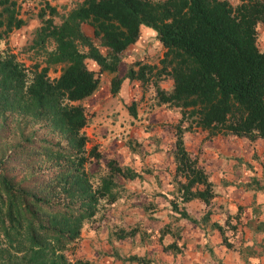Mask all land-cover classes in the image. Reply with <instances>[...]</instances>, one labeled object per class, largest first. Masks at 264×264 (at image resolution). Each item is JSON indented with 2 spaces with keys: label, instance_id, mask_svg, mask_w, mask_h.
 <instances>
[{
  "label": "trees",
  "instance_id": "trees-1",
  "mask_svg": "<svg viewBox=\"0 0 264 264\" xmlns=\"http://www.w3.org/2000/svg\"><path fill=\"white\" fill-rule=\"evenodd\" d=\"M47 5L49 15L57 13L54 6ZM60 18L59 24L54 23L52 16L42 20L44 24L35 39L42 58L33 64L30 78L15 54L0 48V108L10 104L4 100L5 95H14L19 100L27 96L49 110L56 118L54 123L73 137L78 154H83L86 136L82 129L88 124L89 113L80 101L98 88L102 72L114 73L109 82L112 95L119 91L124 78L145 82L151 73L156 77L169 75L173 81L169 92L157 81L153 86L158 104L180 110L172 152L176 161L175 174L184 179L178 181L179 188L183 189V199L197 197L209 204L214 197L212 183L197 158L186 150L183 134L197 127L212 136L231 134L249 140H264V49L260 50L256 42L257 27L264 24V0H239L236 5L229 0H79ZM23 24V18L18 16L16 0H0V42ZM84 26L92 29V37L85 33ZM143 26L155 32L164 48L160 66L137 60L126 67L123 76H119L121 55L136 43ZM47 38L53 41L52 47L46 45ZM87 59L95 63L97 71L87 67ZM56 68L59 74L51 78L49 72ZM130 113L136 114L134 103L130 106ZM5 133L6 128L0 126V141L6 137ZM42 147L49 153L64 151L46 140L40 144V149ZM96 148L93 146L89 151L93 159L100 157ZM13 156L15 150L0 162V203L5 205L0 216L3 234L18 237V250L24 248V238L29 240L27 249L31 256L27 264H95L87 259L69 260L55 254L64 250L70 240L54 224L52 217L62 218L63 226H68L73 237L79 239L84 224L95 217L94 203L98 199L109 203L116 201L122 188L118 178H134L133 169L122 167L116 159L109 158L103 165L105 176H100L101 182L94 196L92 194L81 201L78 198L80 205L78 210H74L69 202L51 203L50 197L46 198L45 182L40 191V186L27 188L32 183L31 178L15 182L14 170L9 168ZM22 157L26 165L31 163L29 157L24 154ZM81 173L85 175L87 172ZM90 174L102 175L95 171ZM49 190L52 196L59 192L66 194L64 196L70 201L77 196L67 194L69 190L53 182ZM74 191L76 189L72 187L71 192ZM82 191L78 188V197L83 195ZM170 203L182 218L196 225L206 227L208 224L211 229H218L222 243L228 248L233 247L225 229L235 234L237 224L229 220L226 228L216 222L209 224L210 211L199 221L179 210L176 202L171 200ZM235 218L240 222L239 212ZM137 231L142 239L149 237L147 231L140 227L131 229L130 234ZM160 233L159 239L167 231L164 228ZM116 234L118 238L126 235L122 229ZM176 237L164 249L180 252L184 244L179 246V236ZM48 240L55 242L46 248ZM47 250L62 261L51 257L46 259ZM127 259L142 264L149 262L136 255Z\"/></svg>",
  "mask_w": 264,
  "mask_h": 264
},
{
  "label": "crops",
  "instance_id": "crops-1",
  "mask_svg": "<svg viewBox=\"0 0 264 264\" xmlns=\"http://www.w3.org/2000/svg\"><path fill=\"white\" fill-rule=\"evenodd\" d=\"M263 36L264 24L257 27L259 49L264 48ZM163 53L164 48L155 32L143 26L136 43L122 53L120 63L125 69L137 60L158 64ZM161 78V82H166L161 88L169 92L173 85L171 77L162 75ZM123 85L130 87L126 97L137 99V102L149 96L138 90L141 87L139 79L130 81L124 78ZM101 94L98 86L85 98L94 104L89 122L82 129L86 142L89 140L92 147H103L102 144L120 140L122 136L129 142L137 140L151 153H127V159L119 160L132 168L136 176L125 179L123 191L120 190L116 201L104 202L105 212L96 213L93 220L84 224L78 245L86 241L87 250L78 246V258L95 264H142L127 259L132 255L149 260L147 264H264V140H249L231 134L212 136L197 127L185 131L184 146L206 170L214 192L209 204L197 197L185 200L183 189H176L170 177L176 168L172 153L175 132L171 124L180 120V112L175 107L154 103L152 108L145 107L141 114L133 115L130 124L123 129H117L113 124L116 112L99 102ZM150 98L157 101L155 97ZM156 123L159 124L158 132H154ZM127 183H131L129 193L123 196L121 192L126 191ZM136 197H139L137 202ZM171 200L176 202L179 210L199 221L210 211L209 224L216 222L225 228L228 220L237 224L235 234L225 229L233 247L228 248L222 243L218 229H211L208 224L206 227L196 225L182 218L172 209ZM238 212L240 222L235 218ZM136 227L146 230L149 237L142 239L138 231L131 235V229ZM164 228L167 233L159 239ZM121 229L126 235L118 238L116 232ZM176 236H179L177 244H184L181 251L164 249Z\"/></svg>",
  "mask_w": 264,
  "mask_h": 264
},
{
  "label": "rangeland",
  "instance_id": "rangeland-1",
  "mask_svg": "<svg viewBox=\"0 0 264 264\" xmlns=\"http://www.w3.org/2000/svg\"><path fill=\"white\" fill-rule=\"evenodd\" d=\"M78 1L79 0H16L18 16L23 18L24 24L20 28H15L10 31L1 40L0 48L2 50L7 49L10 53L15 54L16 60L23 66L29 78L32 76V71L34 69L33 64L35 62H40L42 58V52L37 51L38 45L35 44L37 32H40V29L44 24L42 20L48 16H52L54 23L59 24L61 22L60 16L69 12L74 6H76ZM229 1L232 5H236L239 0ZM47 4L54 6L57 13L49 15ZM41 16H43V18ZM84 31L87 35L92 37V29L90 27L84 26ZM262 40H264V36L262 37ZM46 45L52 47L53 41L47 38ZM260 49L263 50L264 48L260 47ZM86 64L88 68L97 71V67L91 59H87ZM157 65L160 66L159 61ZM125 71L126 69L121 65L117 72L119 76H123ZM58 74V68H56L55 71L51 69L49 72L51 78L58 76ZM153 74L154 73L149 74V79L145 82L141 81V87H138L139 91H143L144 96L145 94L149 95L148 98L146 96V99L143 100L144 102L140 99L137 102V99L135 101L126 97L130 88L128 85L122 86L121 84L119 91L115 95H112L106 85L113 75L108 72L100 75L99 89L102 91V94L99 102H103L102 105L108 106L116 112L113 124L117 129H123L126 125L130 124L129 121L133 116L130 113V106L132 103H134L136 114H141L143 110L145 111V107L152 108L154 103H157V101L150 98V96L155 97L153 83L157 81L159 85H161L160 87H162L166 82H161L163 78L156 77V75ZM103 91H105L104 95ZM3 98L4 100H8L10 104L6 108H0V126L6 128V137L0 141V162L8 158L11 151L15 150V156L12 157V162L9 163V168L14 170L13 176L15 182L31 178L32 183L28 184L27 188L31 189L40 186L38 189L39 191L43 190L42 185L45 182L46 198L50 197L51 203L63 204L69 202L71 209L78 210V206L80 205L79 202L82 198L90 197L92 194L94 196V191L99 187L101 182L99 179L100 176H105V168L103 165L109 158L116 159L118 164H121L120 166L126 167L125 164L120 162L125 160V158L127 159V153H151L147 147H142V144L137 142V140L129 142L128 139H125L122 136L119 138L118 135H116L115 137H118L120 140H110L105 145L102 144L103 147L95 146L97 147L96 152L100 153L99 159H93L89 156V151L93 148L89 140L87 141L88 143L85 142V149L82 151L83 154H78V148L75 145L73 137L65 132L62 126L54 123L56 118L51 115L47 108H42L27 96H24L21 100L14 95H5ZM80 102L83 104L86 111L90 113L92 106H94L93 102H88V99H84ZM88 108L90 111H88ZM175 110L180 112L178 108H175ZM2 122L4 124H2ZM177 123H179V121L171 124L174 132ZM157 125L159 124H154V132H158ZM140 130L141 128L139 127L138 132H140ZM113 132L115 131L113 130ZM83 133H85V131H83ZM120 133L122 134V131H120ZM45 140L59 146L64 151H62V153H49L44 147L40 149V144L44 143ZM30 141L31 143H29ZM23 154L27 156V158L29 157L31 161L30 164L26 165L27 162L24 161V158L22 157ZM92 170L97 174L102 175L92 176L90 174ZM82 171H86L87 173L82 175ZM32 176L35 178H32ZM170 177L176 189L180 187L178 181L184 180L180 175H173V173H171ZM124 181L125 179L121 177L118 178V182L121 186L124 185ZM52 182L56 183V185L61 188L63 187L69 190L70 192L67 194H74L77 196L71 199V201L68 200L64 196L66 194H63L62 192H59L57 196H52L49 190V186ZM130 184L131 183H127L126 191L121 192L123 196L129 193L128 190L130 189ZM72 187L76 189L77 193L75 191L71 192ZM78 188L83 190V195L80 197H78ZM121 191H123L122 188ZM176 197L178 198V196ZM78 198L80 201H78ZM134 200L137 202L139 197H136ZM104 202L105 199H100V201L98 199L94 203L93 208L96 213L105 212V208L107 207L104 205ZM4 211L5 205L1 202L0 216ZM52 219L54 224L56 223V225L60 227V230H63L64 234L67 235L70 240L64 250L57 251L55 254H61L64 259L68 258L69 260L78 258V246H83L84 251H86V241H82L81 244L79 243L78 245V237L74 238L72 232L67 229L68 226H63L64 220L59 216L55 217V219L52 217ZM2 228V223L0 222V264H27L31 256V251L27 249V247L30 246L29 240L24 238L23 244L25 246L23 249L18 250V244L16 242L18 237H6L3 234ZM54 242L55 240L46 241V248L53 246ZM49 252V250L46 251V259L51 257L53 260L59 262L62 261V259L50 255Z\"/></svg>",
  "mask_w": 264,
  "mask_h": 264
}]
</instances>
